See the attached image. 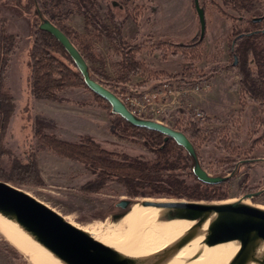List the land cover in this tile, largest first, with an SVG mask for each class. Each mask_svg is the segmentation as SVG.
Wrapping results in <instances>:
<instances>
[{"label": "rangeland", "instance_id": "374dc122", "mask_svg": "<svg viewBox=\"0 0 264 264\" xmlns=\"http://www.w3.org/2000/svg\"><path fill=\"white\" fill-rule=\"evenodd\" d=\"M35 2L36 0H0V25L7 27L10 33L19 37L18 46L12 56L8 80L16 98L17 111L5 144L11 153L20 159H25L30 153L35 152L37 176L35 175L30 184L20 188L46 202L76 225L88 231L97 230L100 233L102 231L100 237H106L118 225L116 223L118 220L114 219L116 203L129 198L122 185L107 182L97 193H84L83 186L96 179V176L81 163L58 156L44 148L38 139L45 136L72 144H84L94 140L109 151L125 153L132 157L143 156L151 159L153 154L142 145L115 136L111 131L113 117L109 109L86 88L67 90L61 94L62 99L58 102L32 98L30 52L34 40L33 33L38 24ZM94 2L106 21L112 16L117 22L123 23V36L131 45L140 44L146 47L138 58L153 71L152 74L135 77L131 82L118 86L105 83L103 84L105 87L118 96L133 93L131 89L138 90L140 94L155 90L173 79L181 82L177 75L187 64H192V68L205 75V80L197 84L209 86L197 95L188 96L194 107L207 116V121L200 124L202 130L215 131L226 128L228 136L241 148L242 154L244 149H248L253 140L262 133L263 127L258 122L261 114L259 107L249 97L241 96L240 76L238 70L233 67L238 60L234 61V57L229 53L234 35L232 28L241 24L238 15L232 11L229 0H200L206 18V33L203 40H200L201 29L194 0H94ZM73 9L70 1L64 3L66 12ZM253 14L259 16L264 14V1L262 5H257ZM233 16H236L238 21L232 20ZM67 25L81 34L85 33L84 19L80 15L71 14ZM159 41L184 46L203 41L200 47L202 56L200 60L190 63L183 58L181 51L172 55L173 48H170V54L164 60L154 50ZM260 43L264 46V36ZM97 48L104 58L106 72L114 76L120 56L106 40L98 42ZM250 68L257 71L252 58ZM216 95L226 98L227 104L230 105L228 113L223 117L210 116L199 103L200 100L214 102L219 97ZM192 112L194 109L170 108L169 113L176 117L175 121L164 125L182 131L189 126L193 118ZM199 154L203 168L211 176H228L232 173L231 170L223 172L218 163L222 153L212 144L206 142L200 145ZM252 156L257 159L252 166L238 167L235 177L229 182L228 199L217 202L237 201L248 195L245 191H252L250 193L259 194L252 198H244V201L264 209V147L254 150ZM241 158L244 156L241 155ZM9 164V157H4L3 169L8 171ZM144 199L175 200L147 197L139 198L135 202ZM0 264L31 262L0 234Z\"/></svg>", "mask_w": 264, "mask_h": 264}, {"label": "trees", "instance_id": "16d2710c", "mask_svg": "<svg viewBox=\"0 0 264 264\" xmlns=\"http://www.w3.org/2000/svg\"><path fill=\"white\" fill-rule=\"evenodd\" d=\"M67 1L73 4L74 9L66 12L64 3ZM263 1L229 0L232 11L241 21L240 25L232 28L234 35L229 53L234 57V61L238 60L233 67L238 70L240 76L241 96L249 97L258 105L261 113L258 122L263 131L242 154L241 148L228 136L226 128L204 131L200 125L202 123L192 118L189 126L182 132L193 144L202 167L199 148L206 142L222 153L218 163L223 172L228 170L235 172L240 166L251 167L257 160L252 156L254 150L264 147V46L260 43L264 34L257 32L263 25L256 23L259 15L253 14L257 5H262ZM35 3L42 15L62 30L80 51L88 63L92 78L101 84L113 83L114 86H118L131 82L135 77L153 73L149 66L138 58L146 47L140 44L131 45L123 36V23L117 22L112 16L106 21L94 0H36ZM71 14L83 17L84 34L67 25ZM237 18L231 17L232 20ZM37 19L38 24L33 33L34 40L30 52L32 98L58 102L62 99L61 94L67 90L78 87L89 90L83 75L66 49L50 33L40 30L41 21L39 17ZM104 40L120 56L114 76L106 72L104 58L97 48V43ZM18 43V35L10 33L7 27L0 25V181L23 188L32 182L35 175L37 176L35 152L30 153L25 159H20L14 156L5 144L17 111L16 98L8 80L12 56ZM202 43L203 41H197L184 46L159 41L154 50L165 60L170 54V48H173L172 55L181 51L183 58L193 63L202 56L200 51ZM250 58L254 60L257 71L250 68ZM187 65L177 75L182 84L192 86L205 80V75L201 71L192 68V64ZM90 92L109 109L113 117L112 133L121 139L142 145L153 154V158L132 157L125 153L109 151L94 140L84 144H72L56 138L40 137L38 140L44 148L58 156L81 163L96 176V179L83 186L84 193H97L107 182H116L122 185L125 194L131 200L150 197L190 202H217L228 199V184L233 178L219 184L201 182L193 172L192 158L175 140L171 138L166 140V136L160 132L129 124L121 116L111 112V105L105 99ZM35 135L37 136L36 133ZM241 155L244 156L243 159ZM6 156L10 160L8 171L2 167L3 158ZM250 192L252 191H245L246 194H252Z\"/></svg>", "mask_w": 264, "mask_h": 264}, {"label": "water", "instance_id": "95a60500", "mask_svg": "<svg viewBox=\"0 0 264 264\" xmlns=\"http://www.w3.org/2000/svg\"><path fill=\"white\" fill-rule=\"evenodd\" d=\"M194 5L200 23V40H203L206 33L205 11L200 0H194ZM36 13L41 21L40 30L50 33L62 44L83 75L86 86L111 105L113 114L121 116L135 127L160 132L166 136V140H175L192 158L193 172L201 182L219 184L235 177L236 171L228 176H211L202 167L193 144L182 131L134 116L113 91L92 78L88 63L66 34L45 18L37 6ZM258 194H248L233 202L148 199L135 202L123 199L116 206L126 211L115 214L114 219L124 218L136 204L153 207L160 211V222L193 223L181 239V243H184L196 233L198 226L215 215L207 241H238L240 254L235 264H249L258 246L264 242V209L245 203L244 198ZM0 214L10 217L64 264H144L133 255L95 238L91 232L68 220L61 212L30 192L3 181H0Z\"/></svg>", "mask_w": 264, "mask_h": 264}, {"label": "bare ground", "instance_id": "6f19581e", "mask_svg": "<svg viewBox=\"0 0 264 264\" xmlns=\"http://www.w3.org/2000/svg\"><path fill=\"white\" fill-rule=\"evenodd\" d=\"M159 217L158 209L136 204L124 218L116 222L118 225L112 229L110 235L100 237L101 229L99 232L97 230L89 232L117 250L133 255L144 264L236 263L240 254L238 241L217 243L207 241L215 215L198 226L196 233L184 243H181V239L193 223L160 222ZM0 234L23 253L31 264H64L26 230L3 214H0ZM263 259L262 241L249 264H263Z\"/></svg>", "mask_w": 264, "mask_h": 264}, {"label": "built area", "instance_id": "2783aa9c", "mask_svg": "<svg viewBox=\"0 0 264 264\" xmlns=\"http://www.w3.org/2000/svg\"><path fill=\"white\" fill-rule=\"evenodd\" d=\"M208 87V85L202 84L186 86L173 79L171 82L163 83L155 90L139 94L138 90L131 89L133 93L117 96L134 116L141 119L168 124L170 121L174 122L176 118L169 113L170 108L184 107L189 110L194 109L192 115L195 120L206 122V114L195 108L188 96L197 95Z\"/></svg>", "mask_w": 264, "mask_h": 264}, {"label": "crops", "instance_id": "0c3cea01", "mask_svg": "<svg viewBox=\"0 0 264 264\" xmlns=\"http://www.w3.org/2000/svg\"><path fill=\"white\" fill-rule=\"evenodd\" d=\"M10 86V85H9ZM13 92V91H12ZM219 95H216L218 97ZM223 96H219L218 100H215L214 102H203V100H200L199 103H201V107L210 115L213 117H223L225 113H228V109L230 108V105L227 104V99L222 98ZM233 107V106H232Z\"/></svg>", "mask_w": 264, "mask_h": 264}, {"label": "flooded vegetation", "instance_id": "af4514ba", "mask_svg": "<svg viewBox=\"0 0 264 264\" xmlns=\"http://www.w3.org/2000/svg\"><path fill=\"white\" fill-rule=\"evenodd\" d=\"M258 19H261V20L260 21H257ZM256 23L263 25V27L260 28L257 32H261L262 34H264L263 33V30H264V14L263 15H260L258 18H256ZM239 38H240V36H239ZM234 44H235V41L233 42V45ZM115 209H116V214H120V213H123L124 211H126V210H122V209L118 208L117 206H116Z\"/></svg>", "mask_w": 264, "mask_h": 264}]
</instances>
